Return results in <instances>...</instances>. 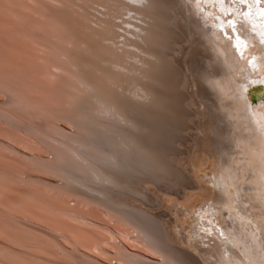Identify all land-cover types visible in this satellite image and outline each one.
I'll use <instances>...</instances> for the list:
<instances>
[{"label": "bare ground", "instance_id": "6f19581e", "mask_svg": "<svg viewBox=\"0 0 264 264\" xmlns=\"http://www.w3.org/2000/svg\"><path fill=\"white\" fill-rule=\"evenodd\" d=\"M15 2L1 28L22 36L35 69L8 82L54 146L60 186L132 224L161 263L196 264L161 218L122 196L161 206L143 183L173 178L176 195L198 185L177 161L196 154L210 119L218 162L207 177L218 198L196 209L195 247L207 264H264V102L245 91L264 80V0ZM192 121L196 131L181 135ZM209 233L215 245L203 248ZM122 247L117 264L150 262Z\"/></svg>", "mask_w": 264, "mask_h": 264}, {"label": "rangeland", "instance_id": "374dc122", "mask_svg": "<svg viewBox=\"0 0 264 264\" xmlns=\"http://www.w3.org/2000/svg\"><path fill=\"white\" fill-rule=\"evenodd\" d=\"M12 1L0 0V264H117L116 251L122 246L150 259L148 264H163L137 239L132 224L112 216L114 214L100 207L101 204L88 202L84 196L60 186L62 178L50 166L56 162L54 146L41 135L39 119L23 111L12 98L18 90L8 82L9 77L25 75L35 69L21 50L22 36L2 31V20L11 15L16 3ZM184 43L185 40H180L171 50L172 54ZM19 55L21 57H17ZM245 91L254 104L264 102V89L256 82L245 86ZM186 106L190 108L188 101ZM59 123L67 129L71 127L65 121ZM190 123L192 126L182 130L181 135L196 131L198 124ZM209 124L210 119H207L204 131L208 135L198 140L194 148L196 154L177 161L182 173L198 182L195 188H187L183 195L173 194L169 189L177 183L165 177L143 183L154 202L162 197L161 206L147 202L142 196H122L134 206L150 210L161 218L173 242L192 254L196 264H207L203 251L195 247L194 241L198 238L192 236L198 222L196 209L218 198V192L207 177L212 175L214 162H218ZM210 238L211 233L203 237L201 247L215 245ZM209 255L215 259L213 254Z\"/></svg>", "mask_w": 264, "mask_h": 264}, {"label": "snow or ice", "instance_id": "6c2138e0", "mask_svg": "<svg viewBox=\"0 0 264 264\" xmlns=\"http://www.w3.org/2000/svg\"><path fill=\"white\" fill-rule=\"evenodd\" d=\"M205 2H207V0H205ZM213 2H215V3H219V4H224V3H225V0H213ZM233 2H234V0H233ZM238 2H239L240 4L243 5V4H247V3H248V0H238ZM256 3L259 4V3H260V0H256ZM261 12H262V14H264V9H262ZM248 14H249V13H247V12L244 13L245 16H247ZM224 15H228V13L225 12ZM218 19H219V17H218ZM228 25H229V28H231L233 31H235V23H234V21L229 20V21H228ZM220 27H221V29L223 30V28H224L223 24H221ZM225 35H227V32H225ZM235 39H236V41H237V44H236V48H237V50H239L240 45H242V44H243L245 47L247 46V45L245 44V42L241 39V37H240L239 35H237V36L235 37ZM261 43H264V40H262ZM253 59H255V58L253 57ZM249 63L251 64L252 62L249 61ZM220 235L223 236V233H220Z\"/></svg>", "mask_w": 264, "mask_h": 264}]
</instances>
